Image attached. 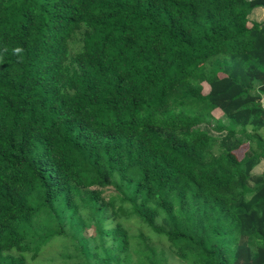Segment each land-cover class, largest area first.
<instances>
[{
	"label": "trees",
	"instance_id": "obj_1",
	"mask_svg": "<svg viewBox=\"0 0 264 264\" xmlns=\"http://www.w3.org/2000/svg\"><path fill=\"white\" fill-rule=\"evenodd\" d=\"M259 6L0 0V264H264Z\"/></svg>",
	"mask_w": 264,
	"mask_h": 264
},
{
	"label": "rangeland",
	"instance_id": "obj_2",
	"mask_svg": "<svg viewBox=\"0 0 264 264\" xmlns=\"http://www.w3.org/2000/svg\"><path fill=\"white\" fill-rule=\"evenodd\" d=\"M249 20L250 21H263L264 20V7H255L252 12L249 14ZM204 85V92H206L208 90V86L203 83ZM214 118H220L223 119L222 114L219 111H214L213 112ZM214 122V121H213ZM213 122H211V124H202L200 125L201 128L206 129L207 131H209V133L215 135V136H219V134L217 132H215L212 129V125L214 124ZM264 135V131L262 132ZM245 144L242 145L241 147H239L236 151V153L238 155L242 154L243 149L245 148ZM264 170V162H261L259 165H257L252 173L253 175L255 174H259L260 172H262ZM110 189L109 191H107V194L110 193ZM58 252H59V248L57 247V245L55 244H51L48 245L40 254H39V258L36 259L33 264H61L60 262V257L58 256ZM38 261V262H37ZM173 264H186L185 262H182L178 259H174L173 260Z\"/></svg>",
	"mask_w": 264,
	"mask_h": 264
},
{
	"label": "clouds",
	"instance_id": "obj_3",
	"mask_svg": "<svg viewBox=\"0 0 264 264\" xmlns=\"http://www.w3.org/2000/svg\"><path fill=\"white\" fill-rule=\"evenodd\" d=\"M17 51H19V50H17Z\"/></svg>",
	"mask_w": 264,
	"mask_h": 264
}]
</instances>
